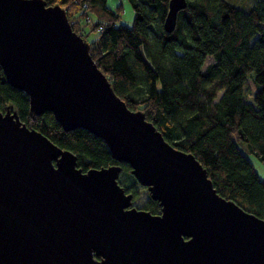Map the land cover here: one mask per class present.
I'll return each mask as SVG.
<instances>
[{
    "label": "water",
    "instance_id": "1",
    "mask_svg": "<svg viewBox=\"0 0 264 264\" xmlns=\"http://www.w3.org/2000/svg\"><path fill=\"white\" fill-rule=\"evenodd\" d=\"M186 0H170L171 34ZM0 66L39 115L100 137L160 214L133 206L120 166L83 172L76 156L0 112V264H264V220L220 196L191 153L115 94L73 31L42 0H0ZM101 259H97V258Z\"/></svg>",
    "mask_w": 264,
    "mask_h": 264
},
{
    "label": "trees",
    "instance_id": "2",
    "mask_svg": "<svg viewBox=\"0 0 264 264\" xmlns=\"http://www.w3.org/2000/svg\"><path fill=\"white\" fill-rule=\"evenodd\" d=\"M42 1L67 12L131 111L144 114L175 148L192 153L220 196L264 220V179L247 156L264 165V0L248 12L228 0H186L171 34L164 28L170 0H129L131 27L119 24L123 8L108 7V0ZM208 57L213 61L206 64ZM249 83L252 102L245 97ZM7 109L74 154L83 172L120 166V186L138 198L130 166L115 160L100 137L85 129L65 131L51 111L33 113L0 66V112ZM244 143L247 153L239 147ZM142 209L161 212L153 199Z\"/></svg>",
    "mask_w": 264,
    "mask_h": 264
},
{
    "label": "rangeland",
    "instance_id": "3",
    "mask_svg": "<svg viewBox=\"0 0 264 264\" xmlns=\"http://www.w3.org/2000/svg\"><path fill=\"white\" fill-rule=\"evenodd\" d=\"M230 3H233L236 7L241 8L243 11L248 12L249 9H251L258 0H228ZM108 7L112 9H116L117 6H121L123 8V12L121 15V21L119 24H123L125 26L131 27L134 22V8H132L129 0H108L107 3ZM95 35L91 34L88 37V41L94 39ZM213 59L208 57L207 63L212 62ZM254 93V88L251 83L248 84L246 91H245V97L249 101L252 102V95ZM239 147L242 149L243 152L247 153L246 150V144H240ZM249 153V152H248ZM247 156L250 160V163H252L255 172L258 173L259 177L261 179H264V165L252 154H248ZM121 176V175H120ZM121 178V177H119ZM138 198L135 199L133 202V206L137 208H143L145 206H148L150 203V194L148 190L144 187H142L140 184L135 186Z\"/></svg>",
    "mask_w": 264,
    "mask_h": 264
},
{
    "label": "flooded vegetation",
    "instance_id": "4",
    "mask_svg": "<svg viewBox=\"0 0 264 264\" xmlns=\"http://www.w3.org/2000/svg\"><path fill=\"white\" fill-rule=\"evenodd\" d=\"M148 190V189H147Z\"/></svg>",
    "mask_w": 264,
    "mask_h": 264
}]
</instances>
